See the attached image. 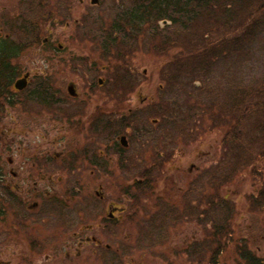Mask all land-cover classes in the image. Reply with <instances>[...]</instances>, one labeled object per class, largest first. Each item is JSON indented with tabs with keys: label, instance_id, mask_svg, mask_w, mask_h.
Returning a JSON list of instances; mask_svg holds the SVG:
<instances>
[{
	"label": "flooded vegetation",
	"instance_id": "af4514ba",
	"mask_svg": "<svg viewBox=\"0 0 264 264\" xmlns=\"http://www.w3.org/2000/svg\"><path fill=\"white\" fill-rule=\"evenodd\" d=\"M73 1L0 6V264H126L124 248L136 243L125 232H139L145 210L179 213L184 194L201 196V154L189 150L196 139L172 129L158 145L142 129L148 99L133 97L138 69L115 53L108 32L83 33L84 48L43 36L39 26L29 32L30 22L51 17L48 7ZM189 151L197 164L176 166Z\"/></svg>",
	"mask_w": 264,
	"mask_h": 264
},
{
	"label": "rangeland",
	"instance_id": "374dc122",
	"mask_svg": "<svg viewBox=\"0 0 264 264\" xmlns=\"http://www.w3.org/2000/svg\"><path fill=\"white\" fill-rule=\"evenodd\" d=\"M98 1L99 3L97 5H92L91 0H74L71 7H69L70 10L62 8L57 12L54 7L50 6L48 9L51 14L47 13V16L49 15L51 17L48 16L49 18L46 19L45 23L37 24V26L40 27L43 36H48L50 39H55L62 44H65L68 38H70L72 44L74 43L79 48H84L79 46V42L85 44V41H81V39L85 38L83 33L102 29L103 32H108L109 34L110 28L112 29V26H115V23L119 19L118 11L122 5L120 0ZM4 2H6V0H0V6L4 4ZM74 20L81 21V24L74 25ZM66 21L68 25H65ZM161 28L162 26H160V29ZM174 29L175 27L172 26V28L165 33H170ZM200 29L201 18L194 23L193 31L198 35L201 33ZM148 30L149 28L145 27V34H147ZM75 33H77L76 37L79 40H74L73 35H75ZM132 37L131 34H129V36H124L123 39L117 36L114 38V41L111 42V47H113L116 54L120 51L122 54L129 56V62L127 64H129L130 67L138 69L137 75L141 84L139 88L135 89L133 97L137 99H148L143 105L140 121L142 122L143 130H151L153 136H157L158 145L164 144L163 141L166 139L165 134L170 133L173 124L177 122L172 121V117L171 120L168 119V121H165L164 117H162L165 110L164 107H160V104L168 103V100L172 99V97L178 95L176 103L180 110H182V107L186 109V107L190 105L193 106L195 104V98L198 95L201 97L202 104H204L205 101L207 103L216 102V106L222 103L224 105L226 95L233 91H238L240 93L245 92V97L248 99L246 103L248 104L264 102V94L259 95V93H257L258 88H264V86H262L263 83H261L264 77V35L248 49H244L240 56L237 55L235 58L228 57L225 61L221 60L214 63L209 75L210 80L201 81V79H199V82H192L195 76H200L201 78V73H196V75H194L189 63H180L181 68L174 67L175 63L172 62V56L178 53V49H171L164 53H160V43L157 37L150 40L139 37L135 42L136 48L133 49ZM110 38H112V36H110ZM128 46L134 50L133 54H128ZM116 64L117 60L116 62L110 61L109 70L112 71ZM127 71L128 70H125L126 73ZM115 74L116 72L113 71V75ZM251 117H258L264 122V113L261 109L252 113ZM153 120L159 121L156 126L152 125ZM251 121L257 122L254 121V118H252ZM198 123H201V136L198 138V134L197 137H194L196 140L192 144L193 146H191H195V149H191L192 147H190L189 150H198V153L201 154L202 173L203 171L213 168L223 157V151L225 149L222 146V140L225 133L229 130V122L215 121L213 123L207 116H203L198 120ZM189 129L191 128L189 127ZM243 131L245 142L248 145L245 146L246 148L249 147V149H251L249 142L251 136H256L255 138H258L254 143H259L262 146L264 145V139L263 142L261 140L264 136L254 131L249 124L243 126ZM196 151H189L187 153L188 155L178 159L175 165L186 167L189 163L197 164L198 159L196 157ZM258 151L259 148L257 146L255 152ZM261 179L255 181L252 176L249 177L247 173L241 172L235 177L231 184L223 187L222 194L228 196L227 198L230 202L235 205V211L232 215L233 227L237 228L236 230L239 231V236L250 238V246L253 248V251L256 253L255 250H257V256L264 258V210L257 209L253 211L250 210L247 205V197L249 195H256L260 187L264 185V174ZM161 186L162 182L158 191ZM116 187L115 185H110L108 189L110 199H114L118 191ZM141 192L148 193L153 192V190H139L136 193L138 195ZM207 193H209L208 189ZM190 195L184 194L181 198L179 214L186 216L191 206H193L188 202ZM193 195L195 196V193ZM198 203L200 204L199 210L201 212V196L198 198ZM220 208L221 205L217 204V213H219ZM222 211L221 209V212ZM146 222L147 223L143 224L140 228L139 232L138 230L125 232L128 242L130 244L132 242L133 244L138 243L136 242L137 238L140 236L139 238L141 239V234L149 230L150 232H154V234H150L151 236H159V239L151 243L152 248H142L147 245L149 246L147 242L142 243L143 246H141L140 243L141 247L134 244L130 245L131 248H129L127 244L124 248V259L126 264H196L190 260L193 261L199 256H201L203 261L207 260L209 256L208 253L206 252L200 255L199 247H195L198 251L192 257L193 259L185 253L187 246L191 245L190 243H192V240L203 238L204 234L202 231L205 229H201V223L194 222L193 219L187 217L183 218L182 221L177 220L171 223H167L165 220H159L153 224L152 231L150 225L147 226L148 221ZM173 226H176L175 229ZM183 249L185 250L184 252ZM87 250L90 251L91 248H86V251ZM116 250L115 248V251ZM175 252L177 253L175 254ZM194 252L196 251L194 250ZM237 261L235 248L231 245L224 251L219 264H236ZM79 262L81 261L79 260ZM92 264L101 263L94 259Z\"/></svg>",
	"mask_w": 264,
	"mask_h": 264
},
{
	"label": "trees",
	"instance_id": "16d2710c",
	"mask_svg": "<svg viewBox=\"0 0 264 264\" xmlns=\"http://www.w3.org/2000/svg\"><path fill=\"white\" fill-rule=\"evenodd\" d=\"M120 2L122 5L118 11L119 19L114 28H110L109 38L112 36L110 39L114 41L113 34L120 36L121 39L131 34L132 41L138 36L147 40L157 37L160 53L178 49V53L172 56L175 68H181L180 63L186 62L191 65L194 75L201 73V78L195 76L192 82H199V79L210 80L209 75L214 63L225 61L228 57L240 56L244 49H248L264 35V0H120ZM200 18L201 33L196 35L193 26ZM162 23L166 25L160 29ZM36 26L30 22L29 32H36ZM172 26L175 29L165 33ZM145 27L149 28L147 34ZM262 80L264 86V77ZM257 93L263 95L264 88H258ZM177 97L178 95L172 97L166 104H160L165 110L162 117L168 121L171 120V114L181 115L173 118V121L177 122L172 129L188 128L191 139L198 134L201 136V123H198V120L203 116H207L213 123L229 122V130L222 140L224 155L213 168L201 173V212L198 203L199 193L196 191L195 196L189 194L188 202L193 206L186 216L173 211L172 206L158 211L145 210V215L150 216L147 219V226L150 225L153 231V224L159 220L171 223L182 221L185 217L201 223V229H205L202 231L203 238L192 240L187 250L183 249L191 258L198 251L195 247L200 248V255L208 253L205 261L201 256L190 260L196 264H219L224 251L231 245L235 248L238 260L236 264H264V258L258 257L257 250L255 253L250 246V238L239 236V231L233 227L232 215L235 205L230 202L228 196L222 194L223 187L231 184L241 172L252 176L255 181L263 178L264 145L254 143L258 138L251 136L249 142L252 150L246 148L248 145L244 139L243 126L249 124L254 131L264 136V122L258 117H251L252 113L260 109L264 113V102L248 104L245 92L233 91L226 95L224 105L222 103L216 106V102L205 101L202 104L198 95L193 106L190 105L186 109L182 107L180 110L176 103ZM252 118L257 122H252ZM263 139L264 137L261 139L262 142ZM257 146L259 151L255 152ZM143 188L146 186L143 185ZM217 204L221 205L219 213ZM247 205L253 211L264 210V185L256 195L247 197ZM175 227L173 226L174 229ZM150 234L154 232L150 230L143 232L141 239L140 236L137 238L136 242L139 244L136 245L141 247L142 243L147 242L149 246L142 248H152L151 243L159 239V236L153 237Z\"/></svg>",
	"mask_w": 264,
	"mask_h": 264
},
{
	"label": "water",
	"instance_id": "95a60500",
	"mask_svg": "<svg viewBox=\"0 0 264 264\" xmlns=\"http://www.w3.org/2000/svg\"><path fill=\"white\" fill-rule=\"evenodd\" d=\"M97 0H91V4H93V5H95V4H97ZM162 24H165V23H162Z\"/></svg>",
	"mask_w": 264,
	"mask_h": 264
}]
</instances>
